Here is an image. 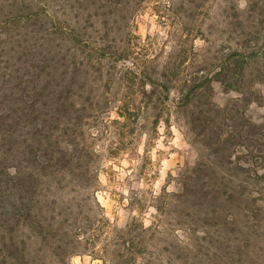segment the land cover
Returning <instances> with one entry per match:
<instances>
[{"label": "rangeland", "instance_id": "374dc122", "mask_svg": "<svg viewBox=\"0 0 264 264\" xmlns=\"http://www.w3.org/2000/svg\"><path fill=\"white\" fill-rule=\"evenodd\" d=\"M115 1L91 2L88 9L82 8L80 20L75 12L69 14L72 23L80 25L92 43L105 41L114 45L113 50L120 47L131 51L130 57L117 60L120 52L112 55L108 51L101 69L95 59L85 56L92 49L77 51L78 59L85 62L80 68V79L74 82L75 88L81 87L78 91L92 88L94 94V103L89 105L91 112L80 129V139L94 151L89 164L99 170L96 195L107 219L100 226L95 223L101 235L91 230L89 246L82 242L80 249L84 252L74 254L70 263L103 264L95 256L100 251L94 252L96 245L108 258L106 251L114 258L113 252L124 249L125 255L121 257L118 252V256L132 257V263L136 256L139 264H194L206 231L213 233L218 227L221 218L216 217L217 213L227 212L220 208L216 213L215 205L194 194L195 186L189 188L188 195H183L182 175H193V170L199 168L205 173L198 181L199 188L207 181L206 171L214 177L215 171L225 172L231 178L248 176L244 153L253 144L245 138L248 133H244L243 127L264 121V0H125L129 3L118 4ZM70 2L58 0L56 7L78 10ZM45 22L46 17L11 24L7 31L2 29L0 77L6 73L11 79L7 87L0 89V101L5 90L15 97L17 75L29 69L35 55L47 53L46 56L60 60L59 74L66 68L65 54L73 57L75 44L64 40L60 33H50L51 24H46L45 36L43 31L38 37L33 35V30ZM236 49H242L245 55L251 52L255 55L249 56L243 75L234 69L236 78L228 80L217 72L228 53ZM166 63L177 69L165 76L171 81L172 90L168 100H159L156 111H162L164 116L157 128L153 124V109L146 110L141 120L121 118L117 112L119 104L139 105L146 101L140 93L143 78L139 73L152 70L150 66L161 69ZM158 69L156 72L161 73ZM35 74L31 66L24 81L27 83ZM195 74L208 75L214 86L200 92L191 109L176 111L174 105L180 100L184 80ZM46 77L43 75L40 81ZM66 77L68 84L70 72ZM58 80L62 81V76ZM126 92L130 96L124 98ZM107 94L113 99L110 98L111 103ZM75 97L82 101V96ZM93 109H97L95 114ZM164 110H171L170 120ZM83 129L85 134H81ZM225 138H229L228 145L221 146L219 139ZM263 171L264 167H260L259 174ZM251 188L254 197L237 201L233 210L239 214L260 209L257 214L264 223V182ZM97 207L91 202L84 209ZM0 218L2 223V215ZM68 227L71 234L78 232L76 226ZM261 231L264 232V224Z\"/></svg>", "mask_w": 264, "mask_h": 264}, {"label": "trees", "instance_id": "16d2710c", "mask_svg": "<svg viewBox=\"0 0 264 264\" xmlns=\"http://www.w3.org/2000/svg\"><path fill=\"white\" fill-rule=\"evenodd\" d=\"M67 1H71L70 5L78 10L66 6L56 7L58 0L1 1V40L2 29L7 31L12 27L11 24L40 21L46 17L45 24H39L38 29L33 30V35L38 37L43 31L45 36L44 30H47L46 24L49 23L52 28L50 33H60L64 40L75 44L74 49L71 47L75 54L72 53L71 58L65 54L66 68L61 74L57 73L60 60L46 56L47 53L35 55L31 66L35 68L36 74L27 83L24 75L30 71L31 66L24 74H18L17 84H14L17 89L15 97L5 90L0 101V264H71L70 259L74 254L84 252L80 246L83 243L89 246L91 230L94 229L101 235L98 232L100 228L95 223L100 226L107 219L96 195L99 189V170L92 169L89 164V157L94 151L86 141L80 139V129L85 116L91 112L89 105L94 103V94L92 88L83 91H78L81 87L75 88L74 82L80 79V68L85 62L84 59H78L77 51L92 49L85 56L95 59V64L100 69L103 56H107L108 51L112 55L120 52L115 60L130 57L131 51L120 47L113 50L114 45L105 44V41L92 43L80 29V25L72 23L69 17L70 11H73L80 20L82 8L88 9L91 2L96 4L98 1L114 0ZM123 2L129 3L125 0L115 1L116 4ZM62 9L64 10L61 12ZM2 15L6 17L3 19ZM253 55L255 52L245 55L242 49L233 50L220 64L217 74L230 80L233 76L236 78L232 70L237 69V74L243 75L250 62L248 58ZM150 68L152 70L148 72L144 70L145 74L139 73L140 78H143L140 93L142 98H146L145 103L119 104L117 112L121 118L141 120L146 110L158 109L160 99L170 98L172 85L165 76L177 67L166 63L161 69L156 66ZM157 69L162 74L157 73ZM69 72L71 80L67 84L65 79ZM43 75L47 77L40 81ZM58 76H62V81L58 80ZM10 77L6 73L1 75L0 89L7 87ZM212 81L208 75L195 74L186 78L180 100L174 105V109H191V104L200 92L212 89ZM76 95L82 96L81 102L77 101ZM114 95L116 93L111 94L112 97ZM107 96L109 100H113L108 94ZM128 96L129 92L124 93V98ZM96 110L93 109L92 114ZM155 111L153 124L156 129L164 113ZM163 112H166L165 116L170 120L171 110ZM243 131L248 133L245 138L253 144L252 147L248 145L244 153V169L248 173L246 178H231L222 171H215L217 175L214 177L206 171L207 181L199 188L198 181L205 174L199 168L193 170V175H182L183 195H188L189 188L195 186L194 194L215 205L216 213L220 208H225L227 212L225 215L217 213L216 217L221 218L218 219V227L213 233L206 231L203 247L196 252L194 264H264V232L261 231L264 223L257 214L260 209H255L256 213L247 211L239 214L233 210L237 201L254 197L251 185L258 186L259 182H264V171L259 174L260 167H264V121L260 125L245 124ZM81 134H85L84 129ZM227 139L229 138L219 139L221 146L228 145ZM222 157L224 155L220 156ZM199 166L200 163L197 164ZM239 166L242 167L240 164ZM259 191L263 189L260 188ZM91 202L97 204L99 210L98 207L84 209ZM251 210L253 212L254 208ZM68 225L76 226L78 232L71 234ZM130 240L135 244L133 237ZM93 248L94 252L100 250L95 256L98 255L103 264H139L136 256L133 263L130 262L132 257L121 258L125 255L122 252L124 249H117L121 257L118 252H113L114 258L106 251L104 254H108V258L102 255V249H96V245Z\"/></svg>", "mask_w": 264, "mask_h": 264}]
</instances>
